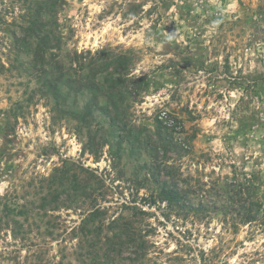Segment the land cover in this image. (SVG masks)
I'll use <instances>...</instances> for the list:
<instances>
[{
    "label": "rangeland",
    "instance_id": "1",
    "mask_svg": "<svg viewBox=\"0 0 264 264\" xmlns=\"http://www.w3.org/2000/svg\"><path fill=\"white\" fill-rule=\"evenodd\" d=\"M30 1L0 0V264H264V226L222 208L232 172L264 202V0H59L66 66L121 54L148 85L90 131L66 112L93 96L54 108L19 67ZM157 180L182 205L149 206Z\"/></svg>",
    "mask_w": 264,
    "mask_h": 264
},
{
    "label": "trees",
    "instance_id": "2",
    "mask_svg": "<svg viewBox=\"0 0 264 264\" xmlns=\"http://www.w3.org/2000/svg\"><path fill=\"white\" fill-rule=\"evenodd\" d=\"M30 3L31 6L28 5V12L24 20L25 26H19L20 36L13 35L14 48L18 50V53L29 55V61L21 62L20 69L27 73L35 84L39 85L42 97L51 99L54 108L60 103H65L68 99L66 96L70 97L75 87L78 88V92H88L93 96V100H90L81 109L75 106L67 108L69 110L66 112L88 131L92 126L94 105L97 107V111L109 117L110 121L119 119L122 114L119 109L123 103L132 95L138 96L140 93L141 89L136 85L137 82L143 84L142 78L130 77L128 72L130 59L121 54L101 51L97 52L95 57H91L88 64H85L87 56L90 55L89 52H86L85 54H74L70 66H66L60 59L62 43L57 34L59 23L54 19L55 8L59 0H31ZM35 46H38L40 50H36ZM99 62V68L96 69ZM85 69H88V72L86 75H82ZM103 73L105 76L102 81L96 82V76ZM60 84L68 88L66 96H62ZM143 86L147 88L148 85L143 84ZM97 94L105 98V105H98L94 101ZM157 123L158 130L162 123L158 120ZM93 139L90 137V140L93 141ZM173 139H162L166 152L172 147ZM89 151L93 153L92 150ZM232 173V179L224 185L227 198L222 204V208L235 209V213L243 218L242 223L249 224L260 221L264 226V202H258L254 198L260 178L254 174L236 175L235 172ZM156 187L158 197L152 196L148 203L149 206L154 204L156 199L165 202L169 207L182 205L183 195L180 194L175 182L157 180ZM90 217L95 218L96 214H91Z\"/></svg>",
    "mask_w": 264,
    "mask_h": 264
},
{
    "label": "built area",
    "instance_id": "3",
    "mask_svg": "<svg viewBox=\"0 0 264 264\" xmlns=\"http://www.w3.org/2000/svg\"><path fill=\"white\" fill-rule=\"evenodd\" d=\"M163 118H164V114L158 117V121H160L162 124L164 123Z\"/></svg>",
    "mask_w": 264,
    "mask_h": 264
}]
</instances>
